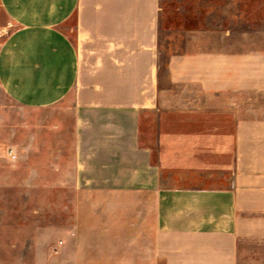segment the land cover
Instances as JSON below:
<instances>
[{
  "label": "crops",
  "instance_id": "1",
  "mask_svg": "<svg viewBox=\"0 0 264 264\" xmlns=\"http://www.w3.org/2000/svg\"><path fill=\"white\" fill-rule=\"evenodd\" d=\"M84 4L83 32L104 51L80 79L62 25ZM160 14L159 0H0V92L68 114L42 137L52 151L27 156L24 186L104 196L101 226L130 209L133 239L149 235V264H264V47L170 54L163 72ZM87 256L0 264H92Z\"/></svg>",
  "mask_w": 264,
  "mask_h": 264
},
{
  "label": "rangeland",
  "instance_id": "2",
  "mask_svg": "<svg viewBox=\"0 0 264 264\" xmlns=\"http://www.w3.org/2000/svg\"><path fill=\"white\" fill-rule=\"evenodd\" d=\"M159 3V57L163 72L170 54L264 47V0H159ZM86 9L89 10L87 5H81L62 25L78 47L80 79L96 66L104 51L98 34L83 32V10ZM68 104L65 100L57 105ZM67 115L58 107L17 106L0 92V260L21 262L53 253L65 259L70 252L80 261L84 253L91 254L87 258L92 264L100 260L106 264H149V235L141 231L140 238L133 239L136 234L129 223L130 209L120 210L123 224L101 226L99 202L105 197L100 194L26 190L23 182L29 174L27 165L35 164L37 151H52V141L45 144L42 137L50 134L52 122L67 119ZM7 148L15 154L14 159L6 156ZM30 154H33L32 160L27 157ZM31 174L34 176V170ZM109 199L114 202L117 197L113 195ZM118 199L128 205L134 200L130 195ZM114 212V209L108 210L109 215ZM78 217L83 219H78L77 225ZM84 222L90 224L84 225ZM84 228L91 230L86 240H82ZM74 236L77 239L73 240ZM157 262L161 263L158 259Z\"/></svg>",
  "mask_w": 264,
  "mask_h": 264
},
{
  "label": "built area",
  "instance_id": "3",
  "mask_svg": "<svg viewBox=\"0 0 264 264\" xmlns=\"http://www.w3.org/2000/svg\"><path fill=\"white\" fill-rule=\"evenodd\" d=\"M6 156L9 158V159H14L15 158V154L13 153V151L11 149H8L6 150Z\"/></svg>",
  "mask_w": 264,
  "mask_h": 264
}]
</instances>
